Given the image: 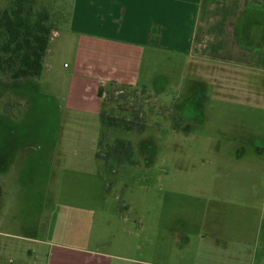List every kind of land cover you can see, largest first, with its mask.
Wrapping results in <instances>:
<instances>
[{
	"label": "rangeland",
	"instance_id": "rangeland-1",
	"mask_svg": "<svg viewBox=\"0 0 264 264\" xmlns=\"http://www.w3.org/2000/svg\"><path fill=\"white\" fill-rule=\"evenodd\" d=\"M75 4L26 0L54 30L42 75L0 76V264H264V69L149 54L141 84L110 89L125 61L72 27ZM207 226L253 246L210 260Z\"/></svg>",
	"mask_w": 264,
	"mask_h": 264
},
{
	"label": "crops",
	"instance_id": "crops-1",
	"mask_svg": "<svg viewBox=\"0 0 264 264\" xmlns=\"http://www.w3.org/2000/svg\"><path fill=\"white\" fill-rule=\"evenodd\" d=\"M72 23L75 29L91 31L87 41L93 48L125 61L122 73L107 77L110 89L141 84L149 54L185 55L189 62L232 65L251 75L255 67L264 69V0H76ZM104 108L98 110L100 120ZM207 232L210 260L238 253L237 245L240 254L253 246L245 239L235 244L211 226ZM256 236L253 251L264 260L260 225ZM56 255L49 256V264H98L89 256Z\"/></svg>",
	"mask_w": 264,
	"mask_h": 264
},
{
	"label": "trees",
	"instance_id": "trees-1",
	"mask_svg": "<svg viewBox=\"0 0 264 264\" xmlns=\"http://www.w3.org/2000/svg\"><path fill=\"white\" fill-rule=\"evenodd\" d=\"M46 21L43 15L34 17L26 7V0H16L11 8L0 11V76L10 77L12 81L41 77L54 31ZM103 94L101 91V96ZM101 123L103 128H112L120 120L103 112ZM112 149L110 156L120 164L133 157V148L127 141H118Z\"/></svg>",
	"mask_w": 264,
	"mask_h": 264
},
{
	"label": "flooded vegetation",
	"instance_id": "flooded-vegetation-1",
	"mask_svg": "<svg viewBox=\"0 0 264 264\" xmlns=\"http://www.w3.org/2000/svg\"><path fill=\"white\" fill-rule=\"evenodd\" d=\"M198 81L200 82L201 80H198ZM205 82L204 83H201V84H203L207 88V85H206L207 83H205Z\"/></svg>",
	"mask_w": 264,
	"mask_h": 264
},
{
	"label": "built area",
	"instance_id": "built-area-1",
	"mask_svg": "<svg viewBox=\"0 0 264 264\" xmlns=\"http://www.w3.org/2000/svg\"><path fill=\"white\" fill-rule=\"evenodd\" d=\"M52 40H53V38H52Z\"/></svg>",
	"mask_w": 264,
	"mask_h": 264
}]
</instances>
